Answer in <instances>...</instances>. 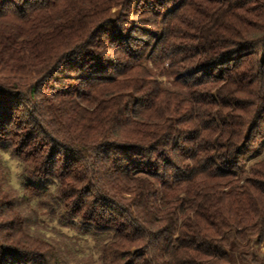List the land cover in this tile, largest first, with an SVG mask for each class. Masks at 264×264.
<instances>
[{"label": "trees", "instance_id": "1", "mask_svg": "<svg viewBox=\"0 0 264 264\" xmlns=\"http://www.w3.org/2000/svg\"><path fill=\"white\" fill-rule=\"evenodd\" d=\"M0 264H264V0H0Z\"/></svg>", "mask_w": 264, "mask_h": 264}, {"label": "rangeland", "instance_id": "2", "mask_svg": "<svg viewBox=\"0 0 264 264\" xmlns=\"http://www.w3.org/2000/svg\"><path fill=\"white\" fill-rule=\"evenodd\" d=\"M163 81H166L165 78L162 79ZM5 160H7L6 157H4ZM10 160V159H9ZM8 161V160H7ZM8 165L11 167V177H12V184L14 185H11L12 188H11V193H13V191L15 189H18V191H16L14 194L18 196H21L23 192H21L18 188V180H17V177L15 175V172H16V168L14 166V162L11 160V161H8ZM39 201H43L42 199H40ZM37 208L39 209V220H37L36 222V227H38L40 230L42 231H47L48 233H51V234H56V233H65V234H71V230L68 229V227L66 228V226L63 224V222H60L58 219H53L51 217V213H50V210H49V206L46 204V203H41L39 202L37 204ZM58 235V234H56ZM88 245V244H86ZM88 248V246H87Z\"/></svg>", "mask_w": 264, "mask_h": 264}]
</instances>
